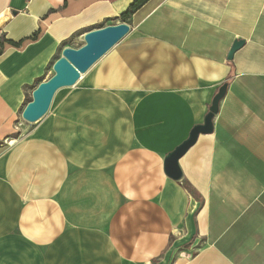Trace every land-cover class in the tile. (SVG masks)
<instances>
[{
	"label": "crops",
	"instance_id": "1",
	"mask_svg": "<svg viewBox=\"0 0 264 264\" xmlns=\"http://www.w3.org/2000/svg\"><path fill=\"white\" fill-rule=\"evenodd\" d=\"M132 1L0 0V264H264V0H148L123 21ZM119 22L23 120L61 50ZM223 83L212 131L169 177Z\"/></svg>",
	"mask_w": 264,
	"mask_h": 264
},
{
	"label": "water",
	"instance_id": "2",
	"mask_svg": "<svg viewBox=\"0 0 264 264\" xmlns=\"http://www.w3.org/2000/svg\"><path fill=\"white\" fill-rule=\"evenodd\" d=\"M14 13V12H13ZM130 30L125 22L110 24L88 30L83 34V44L78 47L66 46L61 55L52 65L53 74L41 81L32 91L31 100L28 101L22 112L23 120L34 123L40 120L49 110L56 91L63 87L76 84L81 74H84L109 49L120 41ZM243 40H235L228 52L227 59L231 60L233 54L243 45ZM227 83H223L214 95L203 124L194 126L189 137L179 144L164 159V172L173 179L181 177L178 160L193 145L199 133H209L213 127V116L217 113L219 101L223 98Z\"/></svg>",
	"mask_w": 264,
	"mask_h": 264
},
{
	"label": "trees",
	"instance_id": "3",
	"mask_svg": "<svg viewBox=\"0 0 264 264\" xmlns=\"http://www.w3.org/2000/svg\"><path fill=\"white\" fill-rule=\"evenodd\" d=\"M148 0H133L132 3L129 5V7L121 13L120 17L123 21H125L129 15L134 13L136 10H138L144 3H146ZM100 27V26H98ZM30 101V99H27L25 104Z\"/></svg>",
	"mask_w": 264,
	"mask_h": 264
},
{
	"label": "rangeland",
	"instance_id": "4",
	"mask_svg": "<svg viewBox=\"0 0 264 264\" xmlns=\"http://www.w3.org/2000/svg\"><path fill=\"white\" fill-rule=\"evenodd\" d=\"M83 44V38H82V40H80V41H76V42H74L72 45V47H74V48H78V47H80L81 45ZM54 63V62H53ZM53 63H51L49 66H48V72H47V74H46V76H47V79L53 74V70H52V65H53ZM66 88H69V87H63V88H61V89H58V92L56 91V95L62 90V89H66ZM55 95V96H56ZM53 100V99H52ZM53 104H54V100H53ZM52 105V104H51ZM50 105V107H52ZM49 110H50V108H49ZM48 110V111H49ZM43 117H45V115L43 116ZM42 117V118H43Z\"/></svg>",
	"mask_w": 264,
	"mask_h": 264
},
{
	"label": "bare ground",
	"instance_id": "5",
	"mask_svg": "<svg viewBox=\"0 0 264 264\" xmlns=\"http://www.w3.org/2000/svg\"><path fill=\"white\" fill-rule=\"evenodd\" d=\"M9 15H6L5 13L4 14H1L0 15V26L2 25V23L8 18ZM83 74H81L80 77H82ZM61 89V88H60ZM58 92V90H57ZM55 96V95H54ZM13 141V140H12Z\"/></svg>",
	"mask_w": 264,
	"mask_h": 264
}]
</instances>
